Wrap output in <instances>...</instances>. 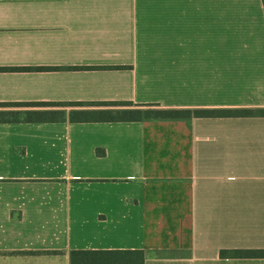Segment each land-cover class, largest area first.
<instances>
[{
    "label": "crops",
    "instance_id": "1",
    "mask_svg": "<svg viewBox=\"0 0 264 264\" xmlns=\"http://www.w3.org/2000/svg\"><path fill=\"white\" fill-rule=\"evenodd\" d=\"M97 103L264 109L262 0H0V264H264L220 257L264 250V117L69 121Z\"/></svg>",
    "mask_w": 264,
    "mask_h": 264
},
{
    "label": "trees",
    "instance_id": "2",
    "mask_svg": "<svg viewBox=\"0 0 264 264\" xmlns=\"http://www.w3.org/2000/svg\"><path fill=\"white\" fill-rule=\"evenodd\" d=\"M264 8V0H262ZM97 69V68H76ZM32 106H71L82 107V104L57 105V104H32ZM97 107L122 106L125 109H94L76 110L69 113L70 122H137L143 119H183L189 117H264V109L258 110H166L141 108L130 103H97ZM17 114H0V122H18ZM64 119L63 111L29 112L23 121L34 123L59 122ZM56 252H23L22 254H52ZM230 255L238 259L264 258V250H236L233 252L221 251L220 257ZM69 264H143L141 251H90L74 250L69 253Z\"/></svg>",
    "mask_w": 264,
    "mask_h": 264
}]
</instances>
